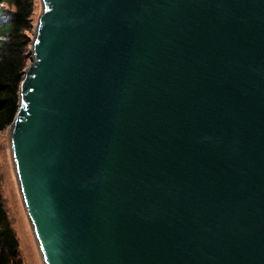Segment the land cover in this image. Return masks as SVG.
I'll return each mask as SVG.
<instances>
[{"label": "water", "instance_id": "1", "mask_svg": "<svg viewBox=\"0 0 264 264\" xmlns=\"http://www.w3.org/2000/svg\"><path fill=\"white\" fill-rule=\"evenodd\" d=\"M9 153L43 264H264V0H39Z\"/></svg>", "mask_w": 264, "mask_h": 264}, {"label": "trees", "instance_id": "2", "mask_svg": "<svg viewBox=\"0 0 264 264\" xmlns=\"http://www.w3.org/2000/svg\"><path fill=\"white\" fill-rule=\"evenodd\" d=\"M34 0H0V131L12 123L26 67ZM0 192V264H21L18 241Z\"/></svg>", "mask_w": 264, "mask_h": 264}, {"label": "rangeland", "instance_id": "3", "mask_svg": "<svg viewBox=\"0 0 264 264\" xmlns=\"http://www.w3.org/2000/svg\"><path fill=\"white\" fill-rule=\"evenodd\" d=\"M41 10L39 0H34L33 13L31 16L32 27L35 26L38 13ZM34 27L32 28L30 38ZM29 48V47H28ZM27 63L29 61L27 60ZM26 63V64H27ZM9 127V126H8ZM0 131V192L4 198L11 227L14 230L18 241V258L21 264H43V260L38 253L35 240L19 194L16 178L13 171L11 157L9 153V128Z\"/></svg>", "mask_w": 264, "mask_h": 264}, {"label": "bare ground", "instance_id": "4", "mask_svg": "<svg viewBox=\"0 0 264 264\" xmlns=\"http://www.w3.org/2000/svg\"><path fill=\"white\" fill-rule=\"evenodd\" d=\"M40 254V253H39ZM40 256H41V254H40Z\"/></svg>", "mask_w": 264, "mask_h": 264}]
</instances>
